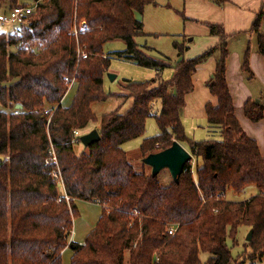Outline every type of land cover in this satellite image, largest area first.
<instances>
[{"label":"trees","instance_id":"16d2710c","mask_svg":"<svg viewBox=\"0 0 264 264\" xmlns=\"http://www.w3.org/2000/svg\"><path fill=\"white\" fill-rule=\"evenodd\" d=\"M34 2L39 3L26 29L0 30V264H63L65 249L73 251L70 264H230L240 227L253 230L240 264H264V151L235 117L223 28L209 25L219 43L194 59L184 60L183 48L176 45L180 59L173 65L150 56L151 49L135 41L146 35L136 14L153 0H77L76 18L88 26L78 43L71 34L73 0H0V10L4 3ZM262 16L261 10L252 29L264 57ZM114 40L125 49L107 52L105 45ZM78 47L89 53L86 58L78 59ZM212 55L215 70L206 86L216 106L208 103L205 111L211 136L218 131L219 138L194 140L181 121L185 97L193 90L197 66ZM248 55L242 70L251 75ZM112 59L153 69L156 77L124 79L123 96L132 104L123 113L115 109L98 118L91 105L119 95L103 88ZM166 69L172 70L168 79L161 76ZM73 78L69 90L74 96L65 103ZM157 100L161 107L153 113ZM243 111L253 123L264 119V107L252 100ZM149 117L159 133L142 139L139 160L144 166L145 156L174 140L196 157L194 165L184 166L178 183L138 170L122 148L144 135ZM91 123L99 124L100 140L77 155L74 147L81 136L75 140L74 131L80 135ZM50 144L69 202L60 196L53 166L45 165ZM248 186L257 189L248 200L227 199V192L238 194ZM76 200L102 206L79 244L70 241ZM170 227L176 228L173 235Z\"/></svg>","mask_w":264,"mask_h":264},{"label":"rangeland","instance_id":"374dc122","mask_svg":"<svg viewBox=\"0 0 264 264\" xmlns=\"http://www.w3.org/2000/svg\"><path fill=\"white\" fill-rule=\"evenodd\" d=\"M153 1L155 3H152L149 6L147 5L146 6L147 8L145 7L146 9L144 8V12L141 17L145 25L144 33L146 35L135 38L136 43L142 49L143 47L146 50L151 49L150 52H148L150 56L167 60L169 63L174 65L180 59V57L178 56V51L176 49L177 47L183 48L182 57L184 60L194 59L204 54L210 49V48H206L204 49L202 53H199L198 55L194 54L195 55L194 56L192 55V53L194 52V49L189 48V45L192 42H189L188 39L187 40L185 39L186 43H184L185 42L184 36L183 34H181L183 32V27H184V22H183L184 17L182 14L183 0H178L179 4H177L176 0H153ZM12 4L16 5L17 3H12ZM9 5L10 3H4L1 7L0 12H2L4 7L9 6ZM72 5H73V16H72L73 22H72L71 30H73L75 19H76V23L78 22V26H80L81 23H85V22L87 23L85 19H82V20L78 19L79 20L78 21L76 18L77 0H73ZM177 5H180L179 10H175V8H177L176 7ZM261 7L263 9V10L261 9L263 11V16H262V20L260 23L261 25L260 32H264V5ZM261 10H258V13H261ZM221 27L223 28L224 33L227 36L226 45H227V50H228V58L231 53L235 52L236 50L241 51L243 49L241 61L242 60L244 61L245 53L247 51L250 52V46L252 45V47H255L256 45H258V34L255 33V35H253L250 38L251 30L249 31L248 30L246 31H229L228 30L227 31L226 30L227 28L224 29L223 26ZM0 30L6 33H11L12 27L9 25L0 24ZM84 32H81V33H84ZM72 36L76 39V42L78 43L79 34L77 36L75 35H72ZM211 36H214V35H211ZM215 43L216 44L212 46L211 48L215 47L219 43V38H218V41ZM105 49L107 52H110V51L113 52L115 50H123L125 49V44L120 40H114V41L108 42L105 45ZM85 53L86 52H84L81 48L78 47V52H77L78 59L84 58L83 54ZM86 54L88 56L89 53H86ZM209 58H213L215 60L216 55H212L206 58L200 64L204 63ZM243 61H242V65H243ZM134 64L135 63H133L132 61H128L124 59L123 60L112 59L110 67L107 73L104 75L103 88H104V92H111L115 94L117 93L119 95L110 97L105 101L94 102L91 105L92 112L98 118L102 116L103 114L114 111L115 109H119V112L123 113L124 111H127V109L130 107V105L132 104V99L124 98L123 96V93H126L125 89L122 88V84H124L123 82L124 79L131 80L134 82H142V81H147V80H150L156 77L155 71L153 69L138 67L137 65H134ZM166 70L167 71L165 72L168 74L170 71L169 69H166ZM242 72L245 76L242 79V84L238 88V92H241L243 90L244 84H245V86H247V88L251 91L252 96L255 97L253 98V102L257 103L256 100L262 97L263 102L261 103V105L264 107V84L257 77L254 78L253 80H249L250 76L243 70ZM108 73L116 74V78L115 80H113V82L109 81L107 77ZM164 79H168V78L164 77ZM209 79L207 80V82L209 81ZM74 81L75 79L73 78V80H71V82L69 83L67 90H69L74 85V83H76ZM73 96H74V90H69L65 97V103H68L69 101H71ZM160 107H161L160 101L159 100L155 101L152 107V112L157 113V111L160 110ZM1 108L2 107L0 106V109ZM17 110H21V109H17ZM204 122L205 120H202L203 125L201 127H198L199 128L198 131H195L196 128H190L192 130H189V127H186L187 136L194 140H204V139H210V138L213 139V137L219 138L218 131H216V134H213V136H211L210 132H208L209 129L204 128L205 126H207L205 125ZM184 126H185V123H184ZM261 126L264 129V120ZM98 127H99L98 123L88 124L83 130H81L80 135H77V137H75L74 139L76 140L77 138V141H78L79 136L87 134L91 132L92 130H96L95 128H98ZM158 133H159V128L156 124L155 119L153 117H149L146 120L144 135L141 137L132 139L130 141H127L122 145V148L127 152L128 157L130 158L132 164L138 170H143L144 168L147 174L151 172V168L148 166H144L140 162L139 146L142 143V139L144 137H151V136L157 135ZM49 137H50V134L48 133V138ZM74 148H75V153L77 155H79L85 149V147H83L81 142L75 144ZM195 159L196 157L193 156V159L191 161L192 165H194V163L196 162ZM3 160H4V157L0 156V162H2ZM159 175L163 176L167 182L169 181L170 175L167 170L161 171ZM59 192L61 196V193H62L61 189H59ZM256 193H257V189L254 186H248L242 192L238 194L227 192L226 197L229 200L232 199L236 201H243V200H248L253 194H256ZM75 204L77 207V212H76V215L73 217V231L75 230L76 233H74L75 235L72 236V239L74 237L75 243L79 244V242L82 243L85 240L88 234L87 232L90 231L95 226L101 214L102 206H100L99 204L95 202H87V201H80V200H76ZM249 231H250L249 228L240 227L239 234H238V244L232 247L233 260L231 261L230 264H240L241 261L244 259L245 254H242L243 244L246 240L245 237L247 236ZM229 244H231L230 240H229ZM72 253H73L72 249H65L62 252L63 264H70V257ZM125 255H126V259H128V252H126ZM206 257H207V254H204L202 255L201 258L204 259ZM243 264H250V262L246 260Z\"/></svg>","mask_w":264,"mask_h":264},{"label":"crops","instance_id":"0c3cea01","mask_svg":"<svg viewBox=\"0 0 264 264\" xmlns=\"http://www.w3.org/2000/svg\"><path fill=\"white\" fill-rule=\"evenodd\" d=\"M176 2L179 4L178 0H176ZM263 5L264 0H224L221 4H217L214 2V0H183L182 14L184 17V27L181 34H183L186 40L188 39L189 42H192L189 45L190 49H194L192 55H198L199 53H202L204 49L211 48L216 44L215 42L218 41V38L209 34L210 24L221 25L224 27V29L227 28V31L251 30V38L256 33L252 29L254 18L258 14V10L262 9L261 6ZM176 7L177 8H175V10H179L180 5H177ZM142 14H136V17L141 21ZM144 27L145 25L143 23V31ZM242 54L243 49L241 51L236 50L229 55L226 67V81L233 100L234 114L236 119L248 137L256 141L260 152L263 153L264 129L261 125L264 119L253 123L244 115L243 111L245 102L248 100L253 101V98L255 97L252 96L251 91L247 88V86H245V84L243 90L238 92V88L242 84V79L245 76L242 72ZM248 61L251 71L249 80H253L257 77L264 84V57L258 52V45L255 47H252V45L250 46ZM214 70L215 60L213 58L207 59L204 63L199 64L196 68L192 78L193 90L185 97V107L183 109L181 118L185 133L186 127H189V130H192L190 128H196L195 131H198V127L203 125L202 120H205L204 123L207 125L204 128L209 129L206 121L205 107L208 103L216 106V99L211 95L205 83L209 78H211ZM165 71L162 72V77L167 78L171 76V69H169L170 72L168 74ZM262 102L263 98L261 97L258 99V104H261ZM183 146L187 149L186 145ZM74 233H76L75 230ZM87 233H89V231ZM71 240L74 241V237L73 239L71 238ZM205 259L206 258L202 260L204 261Z\"/></svg>","mask_w":264,"mask_h":264},{"label":"water","instance_id":"95a60500","mask_svg":"<svg viewBox=\"0 0 264 264\" xmlns=\"http://www.w3.org/2000/svg\"><path fill=\"white\" fill-rule=\"evenodd\" d=\"M107 77L110 82L116 78V74L108 73ZM258 103V100H256ZM17 109H22L21 105H16ZM100 140V135L97 130L84 134L80 137V142L84 147H89ZM192 154L178 141L174 140L170 147L159 152L148 154L142 159L143 163L151 168V175L156 176L161 171L167 170L174 182H179L184 166L191 162ZM253 230L247 234L246 241H251Z\"/></svg>","mask_w":264,"mask_h":264},{"label":"built area","instance_id":"2783aa9c","mask_svg":"<svg viewBox=\"0 0 264 264\" xmlns=\"http://www.w3.org/2000/svg\"><path fill=\"white\" fill-rule=\"evenodd\" d=\"M38 3L39 2H34L32 5H25L22 3L16 5L10 4L9 6H7V8L3 9L2 12H0V24L9 25L12 28H27L31 24L30 15L33 14ZM86 29H87L86 22L81 23L80 26H78V22L76 23V19H75L72 35L77 36L81 32H84ZM86 56H87L86 54H83L84 58H86ZM74 134L77 136L79 133L77 131H74ZM47 151H48V156L45 159V165L53 166L52 175L56 179L59 188L62 189L61 198H65V200L69 202L70 199L65 193V188L60 173L58 159L52 144H50ZM61 198H59V201L61 200ZM133 214L137 215V211L133 210ZM175 231L176 228L170 227L168 234L173 235ZM73 235H74V231L72 230L71 238Z\"/></svg>","mask_w":264,"mask_h":264}]
</instances>
